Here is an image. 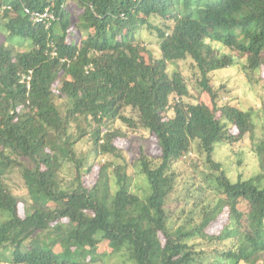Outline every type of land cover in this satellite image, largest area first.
<instances>
[{"label":"trees","instance_id":"1","mask_svg":"<svg viewBox=\"0 0 264 264\" xmlns=\"http://www.w3.org/2000/svg\"><path fill=\"white\" fill-rule=\"evenodd\" d=\"M24 6L56 18L34 21ZM187 59L198 99L179 68ZM238 63L250 77L264 66V0H0V262L101 264L106 240L137 264H264V139L251 178L232 180L214 158L217 144L256 127L257 108L222 101L226 85L211 80ZM119 120L148 130L160 149L138 158L145 194L131 190L126 160H105L87 181L98 157H123ZM196 151L210 172L194 170L187 194L214 195L200 222L172 227L175 166Z\"/></svg>","mask_w":264,"mask_h":264},{"label":"rangeland","instance_id":"2","mask_svg":"<svg viewBox=\"0 0 264 264\" xmlns=\"http://www.w3.org/2000/svg\"><path fill=\"white\" fill-rule=\"evenodd\" d=\"M144 36L148 40H153L149 46L154 51L156 56H161V49L157 40L153 39L149 32H146ZM216 45L219 46L222 51L229 52L228 48L218 44ZM25 47L26 45L23 46V48ZM18 48L21 47L18 46ZM178 64L190 87L192 99L195 97L198 99V97L202 94V89L199 90L198 88V73L195 67L191 64L190 59L180 60L178 61ZM173 68L174 65L170 64V69ZM211 80L216 87L221 84L226 85V88L223 91L222 101L228 99L234 105L239 106L242 109L255 107L258 110V113L256 114V127L251 133L247 134L243 140L235 144L224 142L219 143L214 151L215 160L220 161L223 164L227 175H229L232 180L235 181L239 179V177L245 179L251 178L261 170V153L258 152L257 147L264 139V66L258 74H254L250 77L238 63L232 67L212 71ZM186 100L188 101L190 98H187ZM116 125L128 132V138L122 137L116 142L117 146L122 150L123 157L115 158L111 155H101L96 160L93 172L86 177L87 181L89 183H94L96 181L99 166L102 162H105V160L116 162H125L126 160L130 162L129 170L132 175L131 190L140 194H145V191L148 189V181L145 178V175L139 173L140 164L137 163L138 158L143 154L147 155L149 153L157 155L160 149L157 146L154 137L148 130L131 129L121 120L117 121ZM204 160L205 156L196 151L175 166L180 172V176L177 179L175 190L169 198L167 204L170 209L172 227H177L185 223L187 220H191V218L194 221L200 222L201 216H198L197 213L203 206V200L206 201L207 197H212L214 195L212 189H208V187L205 193L199 194L195 192L196 196L194 197L187 194L192 187V179L198 174L194 170H197L201 176L210 172V169L207 167ZM195 164H198V167H195ZM68 167L65 168L64 173L67 178L66 181L70 182L73 178ZM202 170H205L203 174L201 173ZM197 177L199 178V176ZM199 180L200 178L197 179V181ZM13 187L14 189H17L15 186ZM15 192L19 196L25 194V191L22 190H17ZM19 213L22 216L25 214L24 201L19 204ZM228 218V213L220 215L217 221L212 223L207 230L214 234L220 233V230L223 229L228 221ZM236 240V238L231 237L221 243H218V245L221 250H225L226 248L234 247ZM201 241L202 239L198 240V242ZM202 247L206 246L202 244ZM112 250L113 249L106 240H103L100 243L98 252L104 254V259L100 261L101 264H137L125 248L119 251ZM0 264L11 263L0 262ZM241 264H248V262L243 261Z\"/></svg>","mask_w":264,"mask_h":264},{"label":"built area","instance_id":"3","mask_svg":"<svg viewBox=\"0 0 264 264\" xmlns=\"http://www.w3.org/2000/svg\"><path fill=\"white\" fill-rule=\"evenodd\" d=\"M24 12L30 16L34 21H45L46 19L53 20L56 18L55 11L51 7H47L43 11L33 10L28 6H24Z\"/></svg>","mask_w":264,"mask_h":264}]
</instances>
